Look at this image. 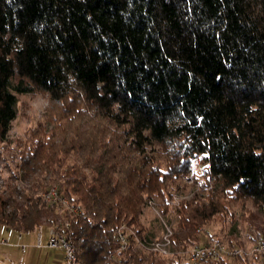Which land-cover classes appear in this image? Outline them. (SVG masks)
Masks as SVG:
<instances>
[{
	"label": "trees",
	"instance_id": "1",
	"mask_svg": "<svg viewBox=\"0 0 264 264\" xmlns=\"http://www.w3.org/2000/svg\"><path fill=\"white\" fill-rule=\"evenodd\" d=\"M34 91L84 124L64 125L76 129L70 141L35 137L20 152L22 175L63 174L77 212L45 203V181H7L0 227L30 231L62 216L79 264L112 252L124 264H190L133 239L117 251L114 230L136 223L146 197L171 192L197 153L214 185L181 202L180 223L210 217L229 193L264 208V0H0V143L16 94ZM70 150L80 160L60 170ZM196 236L179 229L174 242Z\"/></svg>",
	"mask_w": 264,
	"mask_h": 264
},
{
	"label": "rangeland",
	"instance_id": "2",
	"mask_svg": "<svg viewBox=\"0 0 264 264\" xmlns=\"http://www.w3.org/2000/svg\"><path fill=\"white\" fill-rule=\"evenodd\" d=\"M16 95V116L11 120L6 139L0 143V186L2 185L3 187L4 183L10 181L18 183V187H27L30 180L34 181L35 184L37 181L50 180L62 190L63 174L58 172L53 173L49 169L44 170L40 174H32L24 178L20 167V152L31 144L35 137H42L43 139L53 138L58 141L63 136L66 141H70L72 139L70 137L73 135L72 132L76 129L68 126L67 132H62L64 125L68 124V121H72L76 125L77 123L84 124V122L82 123L83 119L78 120L80 117H74V114L68 115L71 118L58 116L60 115L57 108L59 105L52 104L44 92H21ZM78 107L80 113L84 115L90 114L89 110L88 112L84 111L85 108L88 109L84 104H78ZM49 113L55 116L50 118ZM79 126L86 127L84 125ZM60 155L64 156V164L59 167L60 170L65 169V165L72 162L78 163L80 160L78 157H74V150H70L67 154L60 153ZM198 161L196 160V155H194L190 160L188 170L180 173L174 179V182L178 183L181 188L177 190L175 183H173L170 186L166 185V188L171 189V192H167L164 198L156 194L146 197L141 211L136 218V223L131 226H133L134 230L138 228L141 235L146 239L161 240L165 235H168L170 239L169 249L174 253H180L181 261H186L190 264H194V262L200 264L204 260H201V258L196 260L191 258L190 251L192 247L214 240H218L227 249L237 248L239 250L235 255L220 253L214 261L220 262L222 259L227 261V264H264V246L261 252L253 249L257 244V240L264 245V208L249 198H232L229 193L222 198V200L225 199L224 201L221 200V210H218L210 217L203 221L197 219L191 222L180 223L177 211H179L181 202L188 200L195 192L198 194L207 193L214 185V179L208 170L207 163L204 159ZM161 165L164 166V163ZM84 171L88 173L87 168ZM25 191L29 192V190ZM41 223L46 229L42 228L40 232H36V235L40 233L41 240L45 241L47 227L51 222L43 216ZM167 227L171 229L170 232ZM179 229L185 231L192 230L197 235L196 239L183 246H178L174 242V234ZM36 235L34 241L37 238ZM3 237L8 238L7 236ZM8 240L9 244L1 245H11L12 240L9 238ZM22 241L28 243L24 238H22ZM43 248L45 250L49 247H42L41 249ZM138 249L143 253L150 252ZM174 253L160 255L167 257ZM237 255L244 259H238ZM107 261L114 262V264H124L121 261V252L114 253V256L108 257ZM106 262L103 264H106Z\"/></svg>",
	"mask_w": 264,
	"mask_h": 264
},
{
	"label": "built area",
	"instance_id": "3",
	"mask_svg": "<svg viewBox=\"0 0 264 264\" xmlns=\"http://www.w3.org/2000/svg\"><path fill=\"white\" fill-rule=\"evenodd\" d=\"M203 159L201 153L196 154V160ZM205 161V160H204ZM199 162V161H198ZM206 162V161H205ZM207 163V162H206ZM208 165V163H207ZM45 189L39 192L42 200L50 205H55L58 211H68L70 213L77 212V207L72 204L68 198L60 191L59 187L50 180H46ZM69 221L65 217H58L51 222L47 227V236L45 241L41 240L40 233H37V238L33 245L37 248L49 247V248H61L63 252L64 264H78L77 253L75 247L69 238ZM170 232L171 229L167 227ZM115 239L118 241L116 250L123 251L127 248L129 239H133L135 246L140 249L153 251L158 254L168 255L174 253L169 249L170 239L168 235H165L161 240L146 239L143 236L137 235L132 226H129L125 222H121L114 230ZM253 247L255 251H263V243L258 241ZM0 244H9V240L6 237H0ZM17 245L21 250H24L29 243L22 241V235L19 232L16 235V241L13 243ZM239 252L237 248L227 249L218 240L211 241L209 243L197 244L192 247L190 253L192 259H211L218 258L220 253L227 255H235ZM114 256V252L109 254V258Z\"/></svg>",
	"mask_w": 264,
	"mask_h": 264
},
{
	"label": "crops",
	"instance_id": "4",
	"mask_svg": "<svg viewBox=\"0 0 264 264\" xmlns=\"http://www.w3.org/2000/svg\"><path fill=\"white\" fill-rule=\"evenodd\" d=\"M45 226H38L30 231H17L7 227H0V237L7 236L12 240L11 245L0 244V264H64L61 248L41 249L32 245L36 232ZM21 233L22 238L29 243L25 250H20L13 243L16 235ZM7 238V239H8Z\"/></svg>",
	"mask_w": 264,
	"mask_h": 264
}]
</instances>
